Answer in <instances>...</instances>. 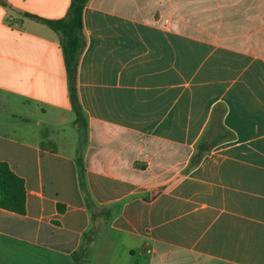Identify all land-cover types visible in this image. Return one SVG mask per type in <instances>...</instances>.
Returning a JSON list of instances; mask_svg holds the SVG:
<instances>
[{"label": "crops", "instance_id": "obj_1", "mask_svg": "<svg viewBox=\"0 0 264 264\" xmlns=\"http://www.w3.org/2000/svg\"><path fill=\"white\" fill-rule=\"evenodd\" d=\"M70 2L0 0V163L26 193L0 264H75L89 231L86 264H264V0H89L78 156L54 131L74 114L59 37L28 17Z\"/></svg>", "mask_w": 264, "mask_h": 264}, {"label": "trees", "instance_id": "obj_2", "mask_svg": "<svg viewBox=\"0 0 264 264\" xmlns=\"http://www.w3.org/2000/svg\"><path fill=\"white\" fill-rule=\"evenodd\" d=\"M88 2L89 0H71L66 16L56 21H47L28 16L43 22L59 37V43L63 50L67 71L72 109L76 116V123L81 126V128L85 126V122L78 100L77 73L80 58L86 47L82 15L83 9ZM226 136L228 137L226 130L219 123L215 125V136H213L212 133L203 135L195 145V154L191 160V167L198 165L205 154L216 145L217 142H215V140L217 137L222 139L226 138ZM79 185L84 189L80 162ZM84 194L89 212L94 213L98 210L101 212L105 211L103 208H97L85 191ZM25 199L26 193L23 180L19 178L7 164L0 163V209L17 215H24ZM91 235L92 231L85 233L78 250L72 254L75 264H86Z\"/></svg>", "mask_w": 264, "mask_h": 264}, {"label": "rangeland", "instance_id": "obj_3", "mask_svg": "<svg viewBox=\"0 0 264 264\" xmlns=\"http://www.w3.org/2000/svg\"><path fill=\"white\" fill-rule=\"evenodd\" d=\"M14 114L10 110H5V112L1 111L0 108V129H4V125L8 123L11 118H13ZM75 121V115L71 114L69 117H66V123L63 127L56 128L55 133H59V137L65 138L62 144L58 145L64 151H67L75 156H78L82 150L81 149L85 145L86 133L85 127L78 128ZM5 131V130H4ZM66 142V143H64Z\"/></svg>", "mask_w": 264, "mask_h": 264}]
</instances>
